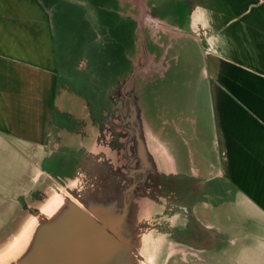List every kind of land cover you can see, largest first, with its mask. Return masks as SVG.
Segmentation results:
<instances>
[{"label":"rangeland","instance_id":"1","mask_svg":"<svg viewBox=\"0 0 264 264\" xmlns=\"http://www.w3.org/2000/svg\"><path fill=\"white\" fill-rule=\"evenodd\" d=\"M55 2L60 85L48 132L53 153L40 166L44 174L33 192L11 209L13 219L0 231V264L20 249L19 241L2 242L25 221L32 225L31 235L35 225L66 198L76 200L75 195L87 194L122 171L123 184H133L127 177L128 168L137 167V161H129L135 153L131 134L136 128L142 130L156 163L161 152L153 136L161 127L168 128L169 147L174 143L181 156V163L171 168L172 181L182 176V169L191 170V157L201 169L210 159L216 160L213 92L206 75L211 63L202 51L213 50L214 44L204 38L198 20L203 12L194 0ZM195 147L199 153L194 154ZM182 182L174 183L180 195L191 187ZM142 190L135 215L139 264H200V258H190L200 255V187L188 193L189 205L177 203L184 198L164 185L163 176L155 196ZM148 199L150 206L141 210ZM15 241L17 247L10 251Z\"/></svg>","mask_w":264,"mask_h":264},{"label":"crops","instance_id":"2","mask_svg":"<svg viewBox=\"0 0 264 264\" xmlns=\"http://www.w3.org/2000/svg\"><path fill=\"white\" fill-rule=\"evenodd\" d=\"M194 1L203 12L204 38L214 44L202 51L211 63L206 75L216 160L201 169L191 157V170L182 169L172 181L181 156L174 143L169 147L163 126L153 136L161 152L157 164L164 185L184 198L177 203L189 205L188 193L200 187V255L191 259L264 264V0ZM57 7L55 0H0V231L12 221L11 209L33 192L44 174L40 166L53 153L48 132L60 85ZM9 176L14 180L7 182ZM179 181L191 186L181 195L174 189ZM29 226L25 221L2 244L18 242Z\"/></svg>","mask_w":264,"mask_h":264},{"label":"water","instance_id":"3","mask_svg":"<svg viewBox=\"0 0 264 264\" xmlns=\"http://www.w3.org/2000/svg\"><path fill=\"white\" fill-rule=\"evenodd\" d=\"M131 137L135 153L129 161L130 164L137 161V167L128 168L127 178L135 182L126 187L122 171L87 194L75 195L76 200L66 198L35 225L31 235L5 264H139L142 261L135 219L140 210L138 191L142 188L155 196L161 176L142 138V130L136 128ZM149 200L148 204L144 201L147 206L141 210L150 206Z\"/></svg>","mask_w":264,"mask_h":264},{"label":"bare ground","instance_id":"4","mask_svg":"<svg viewBox=\"0 0 264 264\" xmlns=\"http://www.w3.org/2000/svg\"><path fill=\"white\" fill-rule=\"evenodd\" d=\"M31 226H29L28 229L26 228L25 235H23V238L21 240H19L20 245L28 238V236H29V231L28 230L31 228ZM16 247H17V243L14 242L13 245L10 247V251H12Z\"/></svg>","mask_w":264,"mask_h":264},{"label":"flooded vegetation","instance_id":"5","mask_svg":"<svg viewBox=\"0 0 264 264\" xmlns=\"http://www.w3.org/2000/svg\"><path fill=\"white\" fill-rule=\"evenodd\" d=\"M159 183H161V181L159 182ZM158 188H159V186H158ZM146 190V189H145ZM149 192H152L150 189H147ZM155 192H156V190H155ZM155 194V193H154Z\"/></svg>","mask_w":264,"mask_h":264}]
</instances>
